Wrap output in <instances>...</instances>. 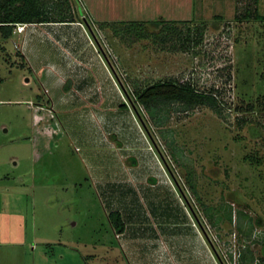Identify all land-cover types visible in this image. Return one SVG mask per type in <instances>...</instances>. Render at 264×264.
<instances>
[{
  "label": "rangeland",
  "instance_id": "1",
  "mask_svg": "<svg viewBox=\"0 0 264 264\" xmlns=\"http://www.w3.org/2000/svg\"><path fill=\"white\" fill-rule=\"evenodd\" d=\"M48 2L0 33V264H264V0ZM176 76L227 110L134 96Z\"/></svg>",
  "mask_w": 264,
  "mask_h": 264
},
{
  "label": "trees",
  "instance_id": "2",
  "mask_svg": "<svg viewBox=\"0 0 264 264\" xmlns=\"http://www.w3.org/2000/svg\"><path fill=\"white\" fill-rule=\"evenodd\" d=\"M66 1V0H65ZM258 2L259 0H255ZM68 5V9H69ZM67 8L63 3L51 5L48 0H0V33L4 38H10L18 23H50V22H74L71 13L66 12ZM58 17L53 16V12ZM257 12V9H256ZM256 18L264 19V15L256 13ZM185 22L187 21H180ZM171 24L164 20L152 21L150 27L160 28ZM104 26V25H102ZM109 28L122 27L124 29L137 31L146 36L149 25H111ZM197 44L193 28L183 33L184 48H193ZM137 100L147 107H150L156 100L178 101L188 106L208 104L219 111L227 110L224 97V89L215 85L203 86L193 77L186 79L180 77H166L143 85H137L134 91ZM252 104H249L251 108ZM192 186H194L191 183ZM111 222L117 232H124L126 222L119 210L110 213Z\"/></svg>",
  "mask_w": 264,
  "mask_h": 264
},
{
  "label": "built area",
  "instance_id": "3",
  "mask_svg": "<svg viewBox=\"0 0 264 264\" xmlns=\"http://www.w3.org/2000/svg\"><path fill=\"white\" fill-rule=\"evenodd\" d=\"M34 24H35V23H18V24L16 25V28H15L14 31L24 32V31L27 30V27H28L29 25H34Z\"/></svg>",
  "mask_w": 264,
  "mask_h": 264
},
{
  "label": "crops",
  "instance_id": "4",
  "mask_svg": "<svg viewBox=\"0 0 264 264\" xmlns=\"http://www.w3.org/2000/svg\"><path fill=\"white\" fill-rule=\"evenodd\" d=\"M31 27V25H29L27 28H30ZM25 55V54H24ZM28 57L25 55V59H27Z\"/></svg>",
  "mask_w": 264,
  "mask_h": 264
}]
</instances>
